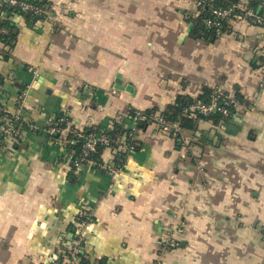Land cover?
<instances>
[{
	"label": "crops",
	"instance_id": "1",
	"mask_svg": "<svg viewBox=\"0 0 264 264\" xmlns=\"http://www.w3.org/2000/svg\"><path fill=\"white\" fill-rule=\"evenodd\" d=\"M45 1L46 17L9 12L17 36L0 41V101L26 91L28 123L0 146V264H52L90 207L91 263L264 264V29L235 19L208 42L192 33L205 0ZM206 86L239 99L220 124L198 121L206 141L128 118ZM115 123L137 148L121 164L105 149L113 170H77L73 131Z\"/></svg>",
	"mask_w": 264,
	"mask_h": 264
},
{
	"label": "built area",
	"instance_id": "2",
	"mask_svg": "<svg viewBox=\"0 0 264 264\" xmlns=\"http://www.w3.org/2000/svg\"><path fill=\"white\" fill-rule=\"evenodd\" d=\"M203 2L201 1L199 5H203ZM5 8L17 9L22 13H30L37 17H46L50 13V7L45 0L43 3L38 2V0H0V15ZM209 10L211 15L204 19V24L208 28H213L218 36L222 35L225 26L235 19H243L252 25L264 29V0H259L256 6L249 2L241 1L233 2L226 7L210 5ZM8 33V28L0 27L1 35H7ZM259 54L260 70L264 78V47ZM26 94V91H22L14 98L13 109H10L5 103L0 101V146L7 147L11 141L20 138L24 127L28 125L23 115L26 107ZM238 105L239 99L235 95L228 94L220 87H216L209 99L205 100L197 96L193 102L184 108L183 113L189 117H198L200 115L208 118L214 114H219L223 118H228L234 114L232 108H236ZM139 118L143 119L145 117L140 114L134 120L138 121L137 119ZM154 118L161 129L172 131L174 136L179 135L180 124L178 122L171 126L161 113L156 114ZM49 130L51 133L61 131L57 126H53ZM81 131L79 130L78 133L73 131V133L77 136H84ZM129 136L132 139V131ZM110 143H112V139L104 132L88 133V135H85V143L79 152L77 154L72 152L70 155L73 166L77 170L87 165L113 170V163L105 161L106 163L104 164L101 158L95 157V154L98 153L99 145L111 147ZM115 144L116 146H113V150L129 152L135 149V144L129 143L123 137ZM93 221L94 211L93 207H90L75 220L72 237L63 252L52 259V264H85L81 256L82 248L86 241L85 230ZM167 244L173 245L175 243L172 240L171 242L166 240ZM154 264H159V262L156 261Z\"/></svg>",
	"mask_w": 264,
	"mask_h": 264
},
{
	"label": "trees",
	"instance_id": "3",
	"mask_svg": "<svg viewBox=\"0 0 264 264\" xmlns=\"http://www.w3.org/2000/svg\"><path fill=\"white\" fill-rule=\"evenodd\" d=\"M38 2L43 3L44 0H38ZM233 2H237V0H205L203 2V5H201L202 11H201L199 17L194 20L195 25H194V28L192 30V33L194 35H197L198 37H203L208 42H214L218 38V35H216V32L213 28H208L204 24V19L211 15L210 10H209V6L213 5L214 7H226L227 5H229ZM258 2H259V0H254L252 2V5L256 6L258 4ZM9 12L11 14L17 13L19 15L25 16L29 20L37 18V16L32 15L30 13L26 14V13L20 12L17 9L10 10V9L5 8L1 14L2 18H0V27L8 28L9 33L7 35H1L0 34V41L7 43V44H10V42H12V40L15 39V37L17 36V28L15 27L14 24L11 23V20L8 19ZM228 30H229V28L226 25L224 28V33H226ZM2 85H3V77H0V91H1ZM215 88L216 87H207V86L204 87V91L198 97L203 98L205 100L209 99L210 95L213 93ZM194 99L189 97V96H179V97H177V99L175 100L174 103L169 104L163 111H159V109H157L156 107H151V108H148L145 110H137V109L132 108L129 111L128 118L134 120L136 117H139L140 114L143 115L145 118L137 119L138 121H135L136 123H134V124H136L138 126V128L144 129V128L148 127L149 125H151L152 123H156L154 116H156V114H158V113L159 114L161 113V115H163V117L167 121V123H170L171 126L174 125L176 122H178L180 124V127H183L184 129L190 130L193 133L197 134L198 136L201 135V132L198 131V121L209 120V121H212L214 124L217 125V124H220L222 122V120L227 119V118H223L219 114H214L208 118H206L204 116H200V115L198 117L187 116L186 114L183 113V110L187 105H189L191 102H193ZM232 109H233V113H235L236 108H232ZM230 117H228V118H230ZM61 125L64 126L65 123L62 122ZM61 125H59V126H61ZM75 131H77V133L79 132V130H77V129ZM90 132H97V133L104 132L105 134H107L112 139V143H110L111 147H105L103 145L98 146V153L95 154L96 158H101V155L105 149H111L112 150L114 148L113 146H116L115 143L117 141H119V139H122V137L124 140L128 141L129 143L135 144L134 143L135 141L133 139H131V137L129 136V133L131 132V130L123 127V125L121 123H115L114 126H112L111 128L105 127L103 125H93V126L85 128L84 130L81 131V133L84 136H77L75 134L73 135L74 139L76 141H75V143L71 144L70 149L72 152H74V154H77L79 152V150L82 148L83 144L85 143V135H88V133H90ZM135 146H137V145H135ZM136 148L137 147H135V149ZM114 151H115V155L118 158H120V160L118 162L121 164V161H123L124 157L127 156L128 151H125V152H122L119 150L118 151L114 150ZM83 262L85 264H104V261H98L96 263H91L85 259H83Z\"/></svg>",
	"mask_w": 264,
	"mask_h": 264
},
{
	"label": "water",
	"instance_id": "4",
	"mask_svg": "<svg viewBox=\"0 0 264 264\" xmlns=\"http://www.w3.org/2000/svg\"><path fill=\"white\" fill-rule=\"evenodd\" d=\"M191 27H192V25H191ZM115 87L117 89H124L125 88L124 82L122 81V77H121L120 74H118L117 77H116V85H115ZM127 89H130V86H128ZM214 134H215V132L212 131L209 135H206V136L200 135V138H201L202 141H206L207 139L212 138L214 136Z\"/></svg>",
	"mask_w": 264,
	"mask_h": 264
},
{
	"label": "rangeland",
	"instance_id": "5",
	"mask_svg": "<svg viewBox=\"0 0 264 264\" xmlns=\"http://www.w3.org/2000/svg\"><path fill=\"white\" fill-rule=\"evenodd\" d=\"M198 158H200V156L198 157ZM245 167V165H240V170H242V168H244ZM211 169H212V167H211ZM212 172L215 174L216 172H214L213 170H212ZM167 241H169V242H171V236L170 235H168L167 236Z\"/></svg>",
	"mask_w": 264,
	"mask_h": 264
}]
</instances>
